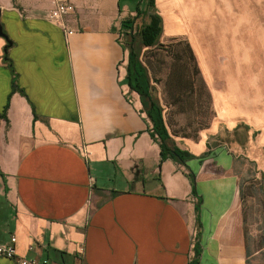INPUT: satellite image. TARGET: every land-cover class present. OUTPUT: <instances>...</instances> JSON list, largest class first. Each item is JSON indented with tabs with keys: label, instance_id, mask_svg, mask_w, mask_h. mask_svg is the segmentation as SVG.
<instances>
[{
	"label": "crops",
	"instance_id": "crops-1",
	"mask_svg": "<svg viewBox=\"0 0 264 264\" xmlns=\"http://www.w3.org/2000/svg\"><path fill=\"white\" fill-rule=\"evenodd\" d=\"M65 1L74 12L59 26L48 17L56 0H0V246L15 237L18 256L50 264H264V251L248 252L238 205L250 164L264 174V155L254 154L264 153L260 107L230 114L210 87L213 121L185 136L166 125V145L184 155L162 161L149 117L156 99L127 81L130 45L143 63L122 26L136 10L124 0ZM140 3L145 18L148 0ZM154 3L162 34L173 19L181 31L168 38L185 39L205 83L222 79L206 74L212 65L224 76L228 66L229 87L243 79L248 36L264 35V0ZM198 18L229 34L212 64ZM242 96L264 102V93Z\"/></svg>",
	"mask_w": 264,
	"mask_h": 264
},
{
	"label": "rangeland",
	"instance_id": "rangeland-1",
	"mask_svg": "<svg viewBox=\"0 0 264 264\" xmlns=\"http://www.w3.org/2000/svg\"><path fill=\"white\" fill-rule=\"evenodd\" d=\"M130 5L132 10L143 6L140 0H124L123 4ZM194 21V22H193ZM206 23L209 27L204 33H198V45L204 53L209 64L218 54L215 52L219 42H229V34L226 38L225 31L214 18L192 19L196 25ZM180 27L186 29L185 22H178ZM173 19L168 18L166 29L161 35V47L143 48L142 62L152 86V96L158 101L162 110L165 125L169 131L178 135H193L198 130L206 127L214 119L212 112L213 96L211 88L217 90V101L221 108L228 113H233L236 107L248 106L250 110H258L264 119V102L247 101L243 94L252 93L258 97L264 93V35L254 34L248 36L247 43H252L251 59L248 65L238 66V74L243 76L240 82L233 83L229 87L230 71L226 66V72H218L216 67L208 66L206 74L216 79L222 77L221 81L205 83L204 73L198 66L195 57L192 58L184 38L170 39L167 33H172L174 28L181 31L178 26H173ZM215 31V32H214ZM243 42H246V36ZM188 41V40H187ZM245 58V54H244ZM240 64V61H238ZM222 74V75H221ZM223 77L227 81H222ZM226 82V84H225ZM261 103V104H260ZM257 159L261 158L262 151L254 152ZM180 163V159L178 161ZM182 164V163H180ZM257 164L251 163L244 177L241 179L238 205L240 206L247 233L248 252L264 251V174L261 175Z\"/></svg>",
	"mask_w": 264,
	"mask_h": 264
},
{
	"label": "trees",
	"instance_id": "trees-1",
	"mask_svg": "<svg viewBox=\"0 0 264 264\" xmlns=\"http://www.w3.org/2000/svg\"><path fill=\"white\" fill-rule=\"evenodd\" d=\"M154 2L155 0H148L147 17L144 18L145 15L142 12H139L137 7L135 16L128 17L122 22V26L129 31L130 36L134 37L135 35L134 42L137 38L140 41L141 46L146 49L161 47L160 38L163 32L162 19L154 12ZM167 22L168 19H166V25ZM185 43L193 58L194 55L189 44L187 42ZM5 58L8 63L11 62L7 59L6 55ZM127 81L130 88L141 96H147V93L152 91L147 69L144 67L143 63L139 61V56L133 51L131 45L128 56ZM2 117L3 115H0V119H2ZM149 117L153 123L151 134L153 138L158 139L159 141L162 161L166 160L167 155H170L175 159H182L184 155L183 152L177 149L171 150L166 145V142L169 140V133L159 103L153 99H151Z\"/></svg>",
	"mask_w": 264,
	"mask_h": 264
},
{
	"label": "built area",
	"instance_id": "built-area-1",
	"mask_svg": "<svg viewBox=\"0 0 264 264\" xmlns=\"http://www.w3.org/2000/svg\"><path fill=\"white\" fill-rule=\"evenodd\" d=\"M74 12V6L65 0H56L55 7L49 13V19L59 26L64 25V19L68 14ZM16 238L11 237L8 245L0 246V256L16 260L18 264H50L47 259L25 258L18 256L16 252Z\"/></svg>",
	"mask_w": 264,
	"mask_h": 264
},
{
	"label": "water",
	"instance_id": "water-1",
	"mask_svg": "<svg viewBox=\"0 0 264 264\" xmlns=\"http://www.w3.org/2000/svg\"><path fill=\"white\" fill-rule=\"evenodd\" d=\"M0 35L4 37V34H3V31H2L1 25H0ZM9 44H10V42H9Z\"/></svg>",
	"mask_w": 264,
	"mask_h": 264
}]
</instances>
